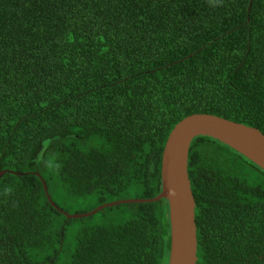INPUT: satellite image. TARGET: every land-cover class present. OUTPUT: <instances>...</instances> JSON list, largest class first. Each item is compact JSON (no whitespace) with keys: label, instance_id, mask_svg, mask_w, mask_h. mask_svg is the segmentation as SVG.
<instances>
[{"label":"trees","instance_id":"trees-1","mask_svg":"<svg viewBox=\"0 0 264 264\" xmlns=\"http://www.w3.org/2000/svg\"><path fill=\"white\" fill-rule=\"evenodd\" d=\"M197 113L264 133V0H0V264H169L166 199L64 212L159 195ZM189 175L197 264H264V169L200 136Z\"/></svg>","mask_w":264,"mask_h":264},{"label":"water","instance_id":"water-1","mask_svg":"<svg viewBox=\"0 0 264 264\" xmlns=\"http://www.w3.org/2000/svg\"><path fill=\"white\" fill-rule=\"evenodd\" d=\"M200 136H209L229 145L264 169V133L260 129L216 115L197 113L178 123L168 138L163 153L162 191L159 195L151 199H128L106 203L83 214L64 213L69 218H81L122 203L166 199L169 203L171 221L169 264H197V203L189 175V153L193 140ZM4 173L2 172V175ZM43 183L48 199L56 206L44 180Z\"/></svg>","mask_w":264,"mask_h":264},{"label":"clouds","instance_id":"clouds-1","mask_svg":"<svg viewBox=\"0 0 264 264\" xmlns=\"http://www.w3.org/2000/svg\"><path fill=\"white\" fill-rule=\"evenodd\" d=\"M213 7H219L222 5V0H211Z\"/></svg>","mask_w":264,"mask_h":264}]
</instances>
